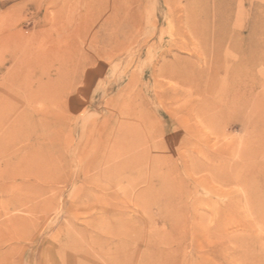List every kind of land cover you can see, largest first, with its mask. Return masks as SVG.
<instances>
[{
	"label": "rangeland",
	"instance_id": "1",
	"mask_svg": "<svg viewBox=\"0 0 264 264\" xmlns=\"http://www.w3.org/2000/svg\"><path fill=\"white\" fill-rule=\"evenodd\" d=\"M99 1L0 0V264H264V67L245 104L231 103L235 88L218 102L163 72L180 58L212 79L191 0H117L108 15ZM203 1L211 29L218 0ZM219 1L234 32L264 22V0ZM69 53L59 78L55 56ZM45 68L54 84L29 101ZM125 124L147 151L130 171L114 168Z\"/></svg>",
	"mask_w": 264,
	"mask_h": 264
},
{
	"label": "bare ground",
	"instance_id": "2",
	"mask_svg": "<svg viewBox=\"0 0 264 264\" xmlns=\"http://www.w3.org/2000/svg\"><path fill=\"white\" fill-rule=\"evenodd\" d=\"M215 2H216V6L214 7V9H215L214 10V23H213V26H212L211 29L209 28V24H208L207 20L205 19V15L207 14V8H206V2L205 1H203V0H191L189 2V5L186 6L187 7L186 10H188L187 21H188V24L190 26H192V28L194 29V33L196 35H198L199 37L203 38V40L205 42H209V41L213 42V45H214V48H215V53L213 54V57L210 58V59H212V62H211V67H212L211 77H212V79L207 81V83H205V82L201 83L202 80L198 81V77L201 78L203 76L202 75V71L203 70H198L197 68L194 67V64L192 65L191 62L187 63L186 61H184V60H182L180 58H176L174 60V62H171L170 65L168 64L164 68L163 72L166 73V75H168L171 78H176L179 81L189 83L190 85L199 84V86H197V88L200 89V90H204V91H207V92L209 91V92L215 93V94H220L219 95L220 96V100L218 102H221L222 100H224V98H225L224 95L225 94L228 95L229 92H231V89L235 88V90L236 91L238 90L239 92L238 93L236 92L237 94L233 93L234 96L230 100L231 103L233 105H236L235 104L236 102H238V104H245L247 102V100L244 97V92L243 91L246 90V89H248L250 91H254V89L259 85L258 81H253V79H251L250 75H251L252 71L253 70L255 71V69L258 68V67H264V22H261L260 24L252 25L250 30H249L250 33L247 36L241 35L238 32H234L233 30H231L229 28L230 27L229 26V21L227 20V18H225V15L222 12V7L220 6L221 5L220 1L218 0V1H215ZM116 8H117V0H100L99 3H98L97 10H98V12L99 11L100 12L106 11V14L108 15L109 12L114 13V10H116ZM192 8H197V14H196L195 17H194V15L189 13V11L192 10ZM200 16L202 17L201 19H199ZM111 21L113 22L112 19H111ZM86 26H87V28H90L89 24H87ZM80 28H81V26H79L77 29H80ZM7 35H6V37H7ZM11 41H13V40H11ZM225 45L228 46L227 50L225 49ZM69 52H70V50H69ZM225 53L226 54L227 53H230V54L231 53H235L236 59L234 61H232L231 64H227V62H226V60H227L226 58L227 57H226ZM47 54L49 55V54H57V53L55 51L51 50V49H48ZM67 55H69V56H66L65 58L64 57L63 58H59V59H57V56H55L56 65H55L54 68H55V70L57 72V76L58 77L60 76L59 78H61V77L64 78V76H67L69 74V72H70V71L65 70L66 67H67V65L65 66V62H70V53L67 54ZM82 57L84 58V56H82ZM57 60H58V62H57ZM187 66H189V67H187ZM218 66H223L225 68L226 77L224 76L225 79H223V81H218V80L215 79V72H216V69H217ZM28 71H30V70H28ZM29 73L30 72H28V74ZM191 73H194V76H192ZM43 77L47 78V81H46L47 83L43 82V80L41 79ZM39 80H42L41 83L39 84V87H38V93L39 94H37L36 89H35L34 92H36L37 95L34 94L33 92H30V91L27 92V93H29V98L27 97L28 95L26 97L29 99V101L31 100V101H35L36 102L38 100L41 101V100L45 99V96H47V95H45V91L48 90V88H50L54 84V80H53V78H51V69L50 68L41 69L40 70ZM57 80H58V78H57ZM57 82L58 81H56V83ZM53 89H55V88H53ZM51 95L52 94H50V96ZM53 99H54V97H53ZM254 99H255V97H254ZM41 102H43V101H41ZM56 102H58V101H56ZM206 103H208V101ZM41 107L42 108L39 109L40 111L42 110L44 113L45 112H50V110L48 109L47 106L41 105ZM29 124L30 123H29L28 120L25 121V126L26 127H29ZM127 125L128 124L118 125V127L116 129L117 131L115 132V134L118 135V146H119V149L117 150L118 151V158L121 159L123 157L122 159H124V160L123 161L119 160V163H117L118 161H116V164H117L116 166L117 167H114V168H116V169L118 168V170L119 169H123V168L124 169L127 168V170L130 171L131 169H134V167L135 168L137 167V166H134V165L137 164L136 163L137 159L138 160L139 159H143V157L147 155V151L144 150V149L143 150L139 149V148H142L140 146L142 144H144L143 138H141L142 137L141 133H143V132H138L135 129V127H136L135 125L131 126L133 124L129 125L131 129L128 130L129 128L127 127ZM26 135H27V133L25 132L23 134V136H26ZM139 150H141V151H139ZM144 153H146V154H144ZM142 154H144V155H142ZM246 155H247V151L245 149L244 150V154H243L244 159H241L242 163L237 164V167L240 168L238 170V172H240L242 174L241 179H243L244 181L245 180L248 181V178H249L248 177L249 168L245 169L246 168V164H245V162H243L245 160V156ZM28 157H29V152L25 151L24 152V158L25 159H23V160L25 162H27L28 161ZM190 157H193V155H191ZM190 157H189V159H190ZM192 159H195V157H193ZM137 162H139V161H137ZM140 162H143V161L141 160ZM144 163H145V161H144ZM139 165L140 164H138V166ZM257 165H258V168L256 169V173H257L256 177H259V182L260 181L263 182L264 181V161H262L261 163H258ZM113 166H112L111 169H113ZM128 167H131V169L130 168L128 169ZM139 167H141V166H139ZM222 168L223 169H222L221 172H216V171H213V172H215L219 176H224L223 175V173L225 172V164L224 163H222ZM137 169H138V167H137ZM104 171H106V170H104ZM126 171L124 173H126ZM138 174H140V173H138ZM121 175H122V173H121ZM121 175H120V177H121ZM213 175H215V174L213 173ZM146 176H147V174H146ZM139 177H138V179H139ZM214 177H216V176H214ZM133 178L134 179L132 181L137 179V178L135 179V177H133ZM212 178H213V176H212ZM217 180H218V177H216L215 181L212 179V181H214V182H217ZM223 180L224 179L222 178V180L219 181V182H223ZM124 181H125V179H124ZM126 181H127V179H126ZM131 184L132 183H130L129 185H131ZM262 184H264V183H262ZM249 187L251 188L252 184H250ZM12 195H11V197H12ZM16 198H18V197H16ZM141 198H143V197H141ZM257 198L259 200H261V201H264V194H260V196H258ZM9 199H10L9 203L11 204V202L13 201L12 199H14V197L12 199L11 198H9ZM14 202L16 203V201H14Z\"/></svg>",
	"mask_w": 264,
	"mask_h": 264
}]
</instances>
